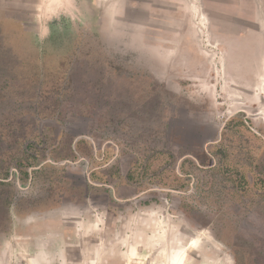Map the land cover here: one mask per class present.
I'll use <instances>...</instances> for the list:
<instances>
[{
	"label": "rangeland",
	"instance_id": "obj_1",
	"mask_svg": "<svg viewBox=\"0 0 264 264\" xmlns=\"http://www.w3.org/2000/svg\"><path fill=\"white\" fill-rule=\"evenodd\" d=\"M185 1L196 70L174 74L163 72L157 49H130L118 37L79 25V0H71L70 15L55 20L34 15L38 0H0V12L11 20L3 26L0 20V39L5 31L13 35L12 51L0 46V157L10 156L4 150L14 144L8 124L19 129L12 116L32 119L35 105L31 87L21 98L5 78L12 62L15 77L49 67L39 103L49 116L35 117L33 131L42 141L47 134L58 155L70 147L77 157L43 160L21 180L13 166L5 179L12 189L0 186L3 214L13 190L21 203L44 199L58 215L49 219V264H235L239 244L261 247L254 259L264 264V0ZM67 51L71 70L80 53L96 62L76 66L73 98L55 94L66 81L53 80L50 68ZM174 52L173 60L186 59ZM115 64L128 80H147L148 100L104 99L116 85ZM130 84L135 90L145 83L122 86ZM86 86L94 88L87 93ZM83 95L91 104L80 112L89 116L76 112ZM54 99L72 101L74 111L62 112ZM196 156L210 168H196ZM45 162L50 165L32 180Z\"/></svg>",
	"mask_w": 264,
	"mask_h": 264
},
{
	"label": "crops",
	"instance_id": "obj_2",
	"mask_svg": "<svg viewBox=\"0 0 264 264\" xmlns=\"http://www.w3.org/2000/svg\"><path fill=\"white\" fill-rule=\"evenodd\" d=\"M40 2L43 4L42 8ZM37 3L34 15L38 18L49 17L50 20H55L68 16L73 11L71 0H38ZM188 4L190 6L189 2ZM189 6L185 0H79L78 24L118 37L127 42L130 49L138 46L139 50L149 53L157 49L159 55L163 56L165 73L179 74L186 70L192 72L196 70L197 47L191 44L195 41V34L189 18ZM206 18L205 23L208 24V17ZM0 20L2 26L11 21L2 12ZM2 34L0 42L12 48L8 40L13 35L6 31ZM186 44L189 48L182 53ZM176 50L186 59L179 60L177 55L173 60L172 55ZM143 100L148 98L141 99L138 105ZM195 160L196 168H210L209 165L202 166L197 156ZM16 184L20 187L21 181L17 179ZM15 194L12 190L7 196L9 204L5 202L6 215L1 211L4 200H0V264H49V219L55 221L58 215L51 212L53 210L44 199L43 204L27 200L28 203L24 202L28 205L21 206L24 202L21 203L19 197L15 198ZM149 215L153 217V212ZM158 224L160 222L154 221V225ZM244 232L250 230L245 229ZM178 261L180 260L177 263Z\"/></svg>",
	"mask_w": 264,
	"mask_h": 264
},
{
	"label": "trees",
	"instance_id": "obj_3",
	"mask_svg": "<svg viewBox=\"0 0 264 264\" xmlns=\"http://www.w3.org/2000/svg\"><path fill=\"white\" fill-rule=\"evenodd\" d=\"M1 44H3V42L2 43L0 42V46H2ZM3 48L6 50H9V48L5 44H3ZM67 53H68V51L65 52L61 57H59V60L57 62V66L60 68H63L64 66H66L63 70L62 69L60 70L57 66L55 68L50 67L52 69V71L54 70L55 74L57 73V75L55 76V78L53 80L56 81V80L61 79V81H66L65 86L64 87L59 86L57 88L58 90L55 92V94L58 93L59 95H61V93L62 94L65 93L64 98L66 97L65 95L74 94L73 92L75 91V89H74L73 79H75L74 72H75L76 66L81 67V66H83V64L92 66V62H95V60L90 59V58L85 60V57L88 56L89 53L87 55L80 53L77 56V60H76L77 62L73 64L74 66H73V69L71 70L72 66L70 63L72 62L71 56L73 53H70V54L69 53L67 54ZM61 61H62V63H61ZM13 64L14 63L12 62L11 65H6L5 72L6 73L8 72V74L6 75L5 78L10 79V81L8 83L13 84V86L17 85V87H19L18 89H20V93H19L20 97L25 93V88L31 87L30 91L33 89V98H29V99H33L35 105H34V109L32 111V114H33L32 119L26 120V119L22 118V116H19V117L12 116V117L16 118V120L13 123H14V126L16 127V129L19 128L18 130H16V131L12 130L11 131L10 129H11L13 124L12 123L8 124L9 125L8 131H10L11 133H14L12 135L14 144L12 147L4 150V152L10 151V153H11L10 156H9V154L5 153L6 156L4 154L3 158L0 157V186H9L10 189H12L11 188V182L5 181L4 179H6L8 177V169H10L13 166L16 167V169L19 173V179L21 180L24 175H26V176L28 175L26 168L37 166L41 163V161L47 160L48 158H51L53 161L70 160L71 162L76 161V158H77L74 155H70V154H72V150L70 149V147H67L64 150L63 155H58V153L61 152V149L51 147L52 142L50 143V141H47V139H46L47 134H44L45 139H44V141H42L41 137L39 136V134H37L36 130L33 131V128L36 127L35 117H37L38 119L41 118L43 116L41 113H43L44 111L48 112V114L45 116H49L48 107L44 108V106H40V104H39L40 100H41V95H43V92H44V90H42L43 84L45 85L47 83V78H48L47 72L50 71L49 67L46 66L43 70H40V71L39 70L38 71L37 70H31V74L29 72L28 75L16 73L17 77H15V72H13V66H14ZM115 65L116 66H114V69L116 70L115 71L116 77H114L112 80L114 81V79H116L115 80L116 85L111 86L108 96H106L104 99H106L107 101L115 102V103H127V102H129L131 104L138 105V102L141 99L149 98L151 89L149 88L150 86H148L146 84L147 80L146 81L144 79L137 80L134 78L132 80L131 79L128 80L127 78H124V76H122L121 72L125 71L123 66H121V65L119 66L117 64H115ZM67 73H69V75H68L67 79H65L64 76ZM79 74L81 75L80 70H79ZM28 76H31V77H28ZM127 77H129V76H127ZM5 81H8V79H5ZM125 81L126 82H128V81L136 82L137 81L139 83V85H141L142 82L145 84H143V86H137L134 90L133 86L131 87V84L122 86V83H124ZM8 85H10V84H8ZM93 88L86 86L87 93H89V90H91ZM73 97L74 96L72 95L71 98H73ZM52 98H54V96H52ZM77 98L79 100L80 99L81 100L80 101L77 100L78 101L77 105L79 107H78L76 112L80 113V115H88V116L91 115L92 113H90V112H87V113H81L80 112L81 106L83 108H89V106H90L89 104H91V102H89V101L86 102L85 96L84 97H82V96L78 97L77 96ZM54 100H52V101H54ZM54 102H56L55 103V105H57L56 107H59L62 112H63V110H65L64 109L65 107L69 111H74V109H75L73 107L72 101L69 102V104H65V105L63 102L60 103L59 100H55ZM36 106L38 107V109H36ZM28 110L31 111V106L28 108ZM121 113L124 115L123 112H121ZM121 113L119 114V116H120L119 120H121V118H122ZM57 120H60V121L63 120L60 117V114H59V116H57ZM24 126L28 127L27 132H24ZM20 130H21V132H19ZM8 131L2 130L3 133L8 132ZM32 132H34L35 134L32 135L31 134ZM41 146H43V147H41ZM7 158H8V160H7ZM49 165L50 164L48 162H46L43 165H41L37 170L32 171V180H35L37 176L43 174L44 170ZM237 173L239 174V179H243V181H245V178H244V176H242V173L240 172V170H237ZM92 178H95L94 174H92ZM240 183L242 185V181ZM6 204H9V199H8V201H6ZM4 219H6V216H4ZM261 242H262V240H261ZM260 249L262 252V248L258 247V246H244L243 244H239V245L235 246L234 247L235 264H261L260 259H258V258L256 260L254 259V257L256 255H258V253L260 252ZM261 255H262V253H261Z\"/></svg>",
	"mask_w": 264,
	"mask_h": 264
},
{
	"label": "built area",
	"instance_id": "obj_4",
	"mask_svg": "<svg viewBox=\"0 0 264 264\" xmlns=\"http://www.w3.org/2000/svg\"><path fill=\"white\" fill-rule=\"evenodd\" d=\"M214 46V45H213ZM218 57H220V56H218ZM220 61H221V58H220ZM217 63H218V61H217ZM217 63L216 64H214V68H216L217 67Z\"/></svg>",
	"mask_w": 264,
	"mask_h": 264
}]
</instances>
